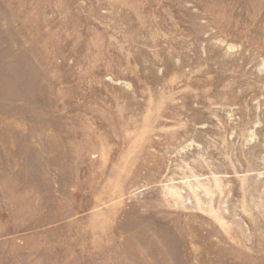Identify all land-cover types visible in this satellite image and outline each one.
I'll return each mask as SVG.
<instances>
[{"label":"rangeland","instance_id":"1","mask_svg":"<svg viewBox=\"0 0 264 264\" xmlns=\"http://www.w3.org/2000/svg\"><path fill=\"white\" fill-rule=\"evenodd\" d=\"M0 264H264V0H0Z\"/></svg>","mask_w":264,"mask_h":264}]
</instances>
